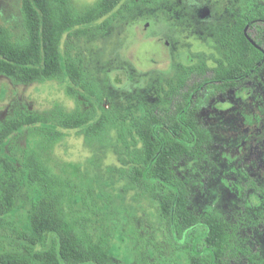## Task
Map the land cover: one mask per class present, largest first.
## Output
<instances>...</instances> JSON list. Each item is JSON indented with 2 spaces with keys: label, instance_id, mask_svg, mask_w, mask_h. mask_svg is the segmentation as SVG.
<instances>
[{
  "label": "rangeland",
  "instance_id": "1",
  "mask_svg": "<svg viewBox=\"0 0 264 264\" xmlns=\"http://www.w3.org/2000/svg\"><path fill=\"white\" fill-rule=\"evenodd\" d=\"M99 1L71 0L79 12ZM254 2L264 0H123L114 12L62 43L65 54L82 56L85 74L104 97L101 107L112 119L104 133L89 138L78 129H61L63 134L53 138L43 126H35L6 140L5 156L22 158L34 151L64 183L61 211L106 244L109 264H134L142 253L153 264L176 262L172 259L179 254L159 221L157 205L128 185V146L134 139L123 125L140 118L146 105L163 106L161 98L177 84L170 77L162 80L161 72L170 75L165 71L170 53L174 67L190 59L214 63L219 53L211 30ZM197 5L209 10L202 20ZM0 23L21 33V0H0ZM153 30H167L171 38L162 34L157 44L144 42ZM68 85L58 79L18 84L0 76V124L18 112L50 121L58 112L84 113L85 99L80 91L71 94ZM243 86L251 93L240 90ZM243 86L197 96L198 116L209 127L211 140L201 158L183 159L176 170L190 186L191 207L213 212L231 226L241 258L229 264H248L246 252L256 249L258 264H264V70ZM30 195L23 192L14 211L0 219V248L16 244L18 233L29 230ZM140 257L137 261L143 262Z\"/></svg>",
  "mask_w": 264,
  "mask_h": 264
},
{
  "label": "trees",
  "instance_id": "2",
  "mask_svg": "<svg viewBox=\"0 0 264 264\" xmlns=\"http://www.w3.org/2000/svg\"><path fill=\"white\" fill-rule=\"evenodd\" d=\"M122 1L100 0L79 12L71 0H21V33L0 23V76L18 84L66 81L69 92L80 91L88 105L84 113H55L52 121L36 113L18 112L0 124V219L14 211L23 192L31 193L27 209L30 228L18 233L16 244L0 248V264H109L106 244L95 241L61 211L65 185L37 153L27 151L22 158L4 154L6 140L30 127L43 126L53 138L63 134L61 129H78L89 138L104 133L112 122L101 107L104 97L85 74L82 56L65 54L62 43L114 12ZM194 7L197 11L200 5ZM261 16L263 2L247 4L236 12L230 25L214 33L220 57L212 64L190 59L174 67L170 53L169 66L164 69L170 75L161 72L162 80L170 77L177 79V84L161 98L163 106L146 105L140 118L132 117L129 124L123 125L130 127L135 144L127 145L128 185L146 193L157 205L159 221L179 254L172 264H229L241 258L229 223L213 212L200 213L191 207L190 186L177 172L176 164L183 159L201 158L211 140L209 127L201 123L197 113L194 96L199 88L237 85L264 63L260 39L248 36L245 27ZM161 31H149L144 42L157 44L162 34L171 38L167 30ZM120 135L123 137L121 129ZM138 257L136 254L134 264H153L146 253L140 257L143 262H138ZM245 259L248 264H258L260 253L246 252Z\"/></svg>",
  "mask_w": 264,
  "mask_h": 264
},
{
  "label": "flooded vegetation",
  "instance_id": "3",
  "mask_svg": "<svg viewBox=\"0 0 264 264\" xmlns=\"http://www.w3.org/2000/svg\"><path fill=\"white\" fill-rule=\"evenodd\" d=\"M201 10L202 9H199L198 14H197L198 15L197 17L200 20H202L204 18L203 17V13L204 12H202ZM235 15H236V12H232L231 15L228 16V18L225 21H223V23L219 24L216 28H214V29L211 30V39L214 42V48H215V50L218 51V49H217L218 46H217V43H216V39L214 38V33H217L221 28L225 27L226 25H230L231 24V21L234 20ZM245 27L247 28L246 29L247 32L245 31L247 33V35L250 36V37H252V38H255L256 37V38L260 39L261 44H262V48L264 49V16H261V18L259 19V21L255 22V24H253L251 22H248L247 24H245ZM212 32H213V35H212ZM151 43L154 44L153 42H151ZM218 53H219V51H218ZM219 57H220V53H219ZM263 70H264V63L261 65V68L258 71H255L253 74H248L245 77L241 78L238 81V84L237 85H228V84L224 85L223 84L221 86H213L212 88H206V87H203L202 86L195 93L194 99L197 102V96L199 94L203 93L202 91H205V90H222V89H232V90H236L237 88L243 86L247 81L248 82H251L252 79L254 77H256ZM247 88H248V91L246 90V86L241 87L240 90L243 91V89H244V93L245 94H247V93L249 94L250 89H249V87H247ZM197 107H198V105H197ZM252 181H253L252 178H250V182H252ZM231 230H232V228H231ZM255 251H259V250L256 249ZM232 261L236 262L235 260H232ZM149 263H151V262H149Z\"/></svg>",
  "mask_w": 264,
  "mask_h": 264
},
{
  "label": "water",
  "instance_id": "4",
  "mask_svg": "<svg viewBox=\"0 0 264 264\" xmlns=\"http://www.w3.org/2000/svg\"><path fill=\"white\" fill-rule=\"evenodd\" d=\"M202 12H204V13H203V17H205V12L208 13L209 10H208V8H206L205 10H202Z\"/></svg>",
  "mask_w": 264,
  "mask_h": 264
}]
</instances>
